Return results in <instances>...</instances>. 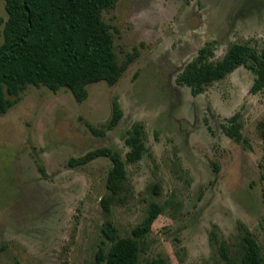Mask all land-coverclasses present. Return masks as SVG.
I'll use <instances>...</instances> for the list:
<instances>
[{
	"label": "rangeland",
	"instance_id": "rangeland-1",
	"mask_svg": "<svg viewBox=\"0 0 264 264\" xmlns=\"http://www.w3.org/2000/svg\"><path fill=\"white\" fill-rule=\"evenodd\" d=\"M0 15L8 18L5 0ZM103 18L118 61L132 60L115 86H88L83 103L66 89L28 86L0 116V264H94L110 247L104 230L130 236L153 203L163 213L142 264H224L221 246L237 258L248 232L264 259V93L251 91L255 74L242 66L198 95L179 82L203 48L212 61L235 44L264 49V0H118ZM114 101L123 118L108 131ZM234 120L242 142L225 132ZM137 124L145 152L106 207L110 160L70 162L103 147L125 160Z\"/></svg>",
	"mask_w": 264,
	"mask_h": 264
},
{
	"label": "trees",
	"instance_id": "trees-1",
	"mask_svg": "<svg viewBox=\"0 0 264 264\" xmlns=\"http://www.w3.org/2000/svg\"><path fill=\"white\" fill-rule=\"evenodd\" d=\"M117 1L5 0L8 18L0 15V27L4 26V42L0 45V116L9 112L28 86L46 87L55 93L66 89L78 103L87 100V87L92 84L106 82L115 86L132 62L118 61L113 29L103 18V12L113 9ZM213 56L211 50L201 49L179 82L198 95L244 66L255 74L251 91L264 93V49L258 52L251 46L235 44L221 61H212ZM122 118V108L114 101L108 131L118 127ZM88 128L105 136L104 129L97 130L90 124ZM224 129L230 138L243 141L241 125L235 120ZM125 142L129 148L125 160L119 152L103 147L70 162L72 167H78L99 157L110 160L112 168L106 183L109 196L103 201L106 207L127 184V164L137 163L145 152L142 126L135 125ZM162 213V206L151 204L146 220L126 237H120L109 225L104 232L110 247L99 251L94 264H142L143 243ZM220 252L224 264H264L261 249L249 232L237 258L233 259L225 246H221ZM145 264L168 263L157 258Z\"/></svg>",
	"mask_w": 264,
	"mask_h": 264
}]
</instances>
